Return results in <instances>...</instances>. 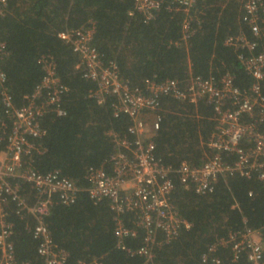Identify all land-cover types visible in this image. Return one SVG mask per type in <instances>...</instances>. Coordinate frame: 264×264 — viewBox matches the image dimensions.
Returning <instances> with one entry per match:
<instances>
[{
  "label": "trees",
  "instance_id": "1",
  "mask_svg": "<svg viewBox=\"0 0 264 264\" xmlns=\"http://www.w3.org/2000/svg\"><path fill=\"white\" fill-rule=\"evenodd\" d=\"M168 4L165 0L160 11L146 21L142 14L129 16L134 9L132 0H8L6 14L0 17V41L7 54L2 68L14 104L21 106L40 83L43 57L52 58L67 89L62 95L66 115L44 118L41 124L46 136L33 141L43 151L34 154L33 167L41 173L59 171L80 189L75 204L56 206L45 218L52 242L68 254L67 264H143L144 259L117 248L108 202L94 204L85 192L88 167L110 170L116 146L109 132L131 140L127 133L131 122L125 115L113 117L114 98L108 97L102 104L89 98L95 85L75 70L77 56L58 38L59 33L93 28L92 46L102 62H113L130 87H141L146 80L184 83L191 76L219 81L226 74L240 90L253 83L237 52L224 45L228 36L242 33L257 42L254 53L264 54V38L255 40L241 22L238 0H198L191 22L193 34L186 42L182 33L185 14L168 10ZM262 88L264 93V82ZM161 106V123L153 138L156 158L174 168L182 162L202 165L213 154L207 146L214 131L213 108L203 100L194 105L170 98H163ZM259 129L264 130V123ZM22 188L30 198L29 186L23 184ZM172 200L191 227L181 230L169 245L156 248L151 264H203L208 247L230 231L258 230L264 240V185L255 178L219 177L213 191L204 196L176 183ZM5 211L13 224L11 240L17 261L41 264L38 241L31 233L35 220L17 216L11 202ZM124 219L131 226L129 214ZM124 244L127 249H137L141 234ZM222 253L219 250L216 255L222 258Z\"/></svg>",
  "mask_w": 264,
  "mask_h": 264
},
{
  "label": "built area",
  "instance_id": "2",
  "mask_svg": "<svg viewBox=\"0 0 264 264\" xmlns=\"http://www.w3.org/2000/svg\"><path fill=\"white\" fill-rule=\"evenodd\" d=\"M8 0H0V17L6 14ZM133 17L142 14L146 21L160 11L165 0H132ZM198 0H169L168 10L182 12L183 41L193 34L191 22L197 14ZM229 2L231 0H220ZM241 22L254 39L264 38V0H238ZM193 12V13H191ZM193 14V15H192ZM94 29L80 28L58 34L77 56L75 70L95 88L88 93L98 104L114 98L113 117L125 115L131 124L127 133L119 137L113 132L116 151L106 166L88 167L85 189L94 203L107 201L113 214V235L117 248L131 257L151 264L153 251L175 241L183 229L191 227L178 213L172 194L175 184L193 190L198 196L213 191L219 177L237 174L255 178L264 185V54L254 53L257 42L240 33L228 36L224 45L237 52V58L253 83L240 90L233 85L230 75L219 81L191 76L184 83L178 80L155 82L146 80L141 87H130L119 76L113 62L105 64L92 46ZM5 44L0 41V264H28L18 262L11 240L13 224L7 220L6 206L11 202L20 218L31 216L36 224L31 229L38 241L37 255L41 264H67L68 254L58 248L50 237L45 218L56 206L75 204L80 189L59 171L41 173L33 167L34 154L43 153L34 140L46 136L42 120L49 116L64 117L62 95L67 91L56 73L51 57H43L44 75L24 103L16 106L6 87L2 64L6 57ZM170 98L196 105L200 100L213 108L214 131L207 146L213 152L200 166L182 162L178 167L165 166L155 156L153 138L161 123V100ZM29 186L27 198L22 185ZM251 196V194H250ZM129 214L131 226L125 224ZM141 234L142 244L135 250L124 242ZM221 250L222 258L216 255ZM227 251V253L225 252ZM203 264H264V240L258 230L230 231L208 247L202 255ZM77 264H92L78 262Z\"/></svg>",
  "mask_w": 264,
  "mask_h": 264
}]
</instances>
